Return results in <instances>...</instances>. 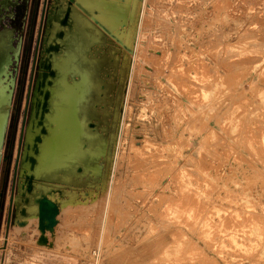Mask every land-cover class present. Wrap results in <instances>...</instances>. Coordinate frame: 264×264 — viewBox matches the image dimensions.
I'll return each mask as SVG.
<instances>
[{
    "label": "rangeland",
    "instance_id": "rangeland-1",
    "mask_svg": "<svg viewBox=\"0 0 264 264\" xmlns=\"http://www.w3.org/2000/svg\"><path fill=\"white\" fill-rule=\"evenodd\" d=\"M2 1L0 30L14 32L1 51L0 88L13 98L0 194L26 62L27 68L0 264H264V0H134L127 9L97 0L107 23L126 19L120 36L134 49L112 46V65L128 81L123 112L105 130L108 144L76 178L77 188L67 198L54 194L61 212L54 236L47 232L52 247L38 244L37 206H28L20 224L13 200L54 0H38L28 60L32 0H8L7 8ZM71 148L78 147H66L54 164L65 163L60 156Z\"/></svg>",
    "mask_w": 264,
    "mask_h": 264
},
{
    "label": "water",
    "instance_id": "water-1",
    "mask_svg": "<svg viewBox=\"0 0 264 264\" xmlns=\"http://www.w3.org/2000/svg\"><path fill=\"white\" fill-rule=\"evenodd\" d=\"M105 1L127 9L134 0L102 3ZM105 11L97 0H54L47 16L39 76L19 166L18 194L13 200L16 223L25 224L22 218L27 215L28 206H37L41 231L37 241L42 246H53L47 232L54 236L59 225L61 203L54 194L67 198L70 189L77 188L76 178L83 177L87 165L101 157L103 144H108L105 130L114 128L118 113L123 112L121 101L128 81L121 82L119 71L112 65L117 54L112 52V46L128 53L134 49L126 46L120 36L127 23L122 12L119 14L123 21L114 26L106 22V18L112 20ZM5 61L4 53L0 54V72ZM5 91L0 88V161L13 98L12 90ZM68 131L73 133L70 138L65 135ZM73 144L78 150L71 148L67 155L60 156H68L65 163L54 164V156ZM68 176L69 180H65Z\"/></svg>",
    "mask_w": 264,
    "mask_h": 264
},
{
    "label": "trees",
    "instance_id": "trees-1",
    "mask_svg": "<svg viewBox=\"0 0 264 264\" xmlns=\"http://www.w3.org/2000/svg\"><path fill=\"white\" fill-rule=\"evenodd\" d=\"M36 3H35V6H34V10H33V20L31 22V27L29 29V35H28V38H29V41H28V47H27V51H26V54L25 56H27V60L29 59V54H30V49H31V45H32V35H33V31H34V28H35V23H36V13H37V6H38V0H35ZM26 68H27V62L26 64L24 65L23 67V72H22V75H23V78L21 80V85H20V89H19V100L15 106V115L13 117V120H12V124L9 128V134H8V140H7V156H6V159H5V162H4V177H3V180H2V193L0 194V222H1V217H2V214H3V210H4V199H5V192H6V182H7V177H8V173H9V166H10V162H11V158H12V153H13V145H14V141H15V135H16V125H17V122H18V117H19V106H20V102H21V97H22V89H23V86H24V81H25V72H26ZM1 225V223H0Z\"/></svg>",
    "mask_w": 264,
    "mask_h": 264
},
{
    "label": "flooded vegetation",
    "instance_id": "flooded-vegetation-1",
    "mask_svg": "<svg viewBox=\"0 0 264 264\" xmlns=\"http://www.w3.org/2000/svg\"><path fill=\"white\" fill-rule=\"evenodd\" d=\"M34 1V2H33ZM9 1L8 0H3L2 1V5H3V7H8V5H9ZM32 3H33V5L35 6V3H36V1L35 0H32ZM32 5V6H33ZM33 6V7H34ZM2 10V9H1ZM4 11V10H3ZM18 12H22L23 13V20H24V12H23V9L22 10H19ZM17 12V13H18ZM7 13V12H6ZM37 14V13H36ZM0 17H1V14H0ZM30 17H31V14H30ZM32 18H33V14H32ZM31 18V19H32ZM33 20V19H32ZM32 22V21H31ZM13 32H14V30L13 29H9L8 27L7 28H4L3 30H0V54H2V50H1V48H5L7 45V41L6 40H9V38H7V37H12V35H13ZM7 35V36H6ZM4 36V37H3ZM12 39V38H11ZM8 47V46H7ZM8 50V49H7Z\"/></svg>",
    "mask_w": 264,
    "mask_h": 264
},
{
    "label": "bare ground",
    "instance_id": "bare-ground-1",
    "mask_svg": "<svg viewBox=\"0 0 264 264\" xmlns=\"http://www.w3.org/2000/svg\"><path fill=\"white\" fill-rule=\"evenodd\" d=\"M101 1V0H100ZM99 2V1H98ZM106 2V1H105ZM101 3V2H100ZM106 3H108V2H106ZM105 6V5H104ZM112 9V8H111ZM110 9V10H111ZM109 13V12H108ZM107 14V13H106ZM7 36V35H6ZM4 37V36H3ZM105 144V143H104ZM50 145L52 146V142L50 143ZM113 150V149H112ZM66 157V156H65ZM68 157V156H67ZM68 159V158H67ZM53 160V159H52ZM63 161V160H62ZM61 163H63V162H61ZM92 166V165H91ZM89 173V172H88ZM92 174V173H91ZM116 206V205H115ZM120 208V207H119ZM36 212H37V210H36ZM245 216V215H244ZM31 217V216H30ZM36 217H37V213H36ZM204 220V219H203ZM210 221V220H209ZM207 224V223H206ZM221 224V223H220ZM248 224V223H247ZM239 229V228H238ZM39 230V234H41V231H40V229H38ZM38 232V231H37ZM57 232V231H56ZM209 232V231H208ZM36 233V232H35ZM49 233V232H48ZM41 236V235H40ZM39 238V237H38ZM49 238V237H48ZM255 239V238H254ZM38 240V239H37ZM255 242V241H254ZM174 261V260H173ZM170 262V261H169Z\"/></svg>",
    "mask_w": 264,
    "mask_h": 264
}]
</instances>
